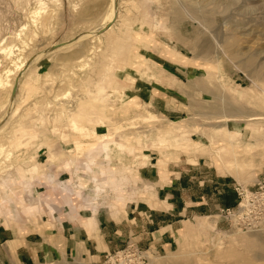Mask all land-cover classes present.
Returning <instances> with one entry per match:
<instances>
[{"label":"rangeland","instance_id":"1","mask_svg":"<svg viewBox=\"0 0 264 264\" xmlns=\"http://www.w3.org/2000/svg\"><path fill=\"white\" fill-rule=\"evenodd\" d=\"M5 40L18 88L12 102L0 86V264H110L130 247L145 264H264V206H220L233 185L264 193V0H0ZM111 171L123 191L165 203L134 231L91 215L112 246L100 256L88 242L19 258L10 230L41 233L58 198L117 196L99 185Z\"/></svg>","mask_w":264,"mask_h":264},{"label":"crops","instance_id":"2","mask_svg":"<svg viewBox=\"0 0 264 264\" xmlns=\"http://www.w3.org/2000/svg\"><path fill=\"white\" fill-rule=\"evenodd\" d=\"M174 57L177 56L173 54L172 51V62L177 63L175 61L176 58ZM173 67L174 65H172V70H174ZM109 146L110 145H106V148ZM117 147L120 148L121 151L124 150L123 145H117ZM61 168L65 172L71 173L70 171L72 167L70 163L65 162ZM174 173L176 175L178 174V172ZM122 175V171H119L117 175L113 171L108 173L105 172L104 180L99 183L103 189L107 190L108 188H113L117 196H112V193L108 192L103 198L99 196L96 197V199H92L85 198V196L82 195L80 197H68L69 199L67 201L59 200L58 198V201L55 203L51 202L49 204L46 202L44 206L48 219L47 221H41V233L28 232L23 239H20L16 236L14 230H10L7 243H11V247L17 249V254L21 260L34 259V256L37 258H45L49 257L50 254L54 256L68 255L70 250H78L79 248H82V246H86L88 242H91L93 249L97 250L98 256H100L107 250L111 249L112 246L109 241L106 240L105 233H102L97 228L96 231L99 233L97 234L93 232V230H95L94 224L93 222H88V219L92 218L91 215H99V225L112 224L115 216L121 217V221L127 223L129 230L134 231L133 223H135V221L140 223L138 215L149 212L148 207L151 208L152 206V209H155L156 206V209H159V206L162 203H165L161 198H158L154 199L152 204H149V198L139 196L138 191L136 194L134 192L127 193L123 191L117 184L118 178ZM175 178H177V176H175ZM80 180L81 178H79V181ZM41 183H44L45 186L48 187L44 178L41 180ZM86 184L87 183L80 182L79 189H83ZM160 187L161 185L159 186V189ZM48 188L50 189L49 192L56 193L57 197L60 196L58 186H49ZM175 189L179 190L180 188ZM230 194L231 197L228 202L226 204L221 203V207L229 209L236 206L239 198L236 185L232 186ZM115 202H117V205L114 204ZM55 210L56 213H54ZM55 214L56 217L54 216ZM84 217H86L87 221H84ZM153 217H155V214H153ZM114 223L117 222L115 221ZM8 229L11 228H6V230ZM117 230L118 229H116V231ZM119 232L122 231H117V233ZM91 233H93V235H98L100 241H93L95 237L90 236ZM3 248H5V245Z\"/></svg>","mask_w":264,"mask_h":264},{"label":"built area","instance_id":"3","mask_svg":"<svg viewBox=\"0 0 264 264\" xmlns=\"http://www.w3.org/2000/svg\"><path fill=\"white\" fill-rule=\"evenodd\" d=\"M237 192L240 199L237 207L239 217L248 216L249 214H251V209L249 207L264 206V193L255 194L243 189H238ZM231 210L232 209H227L226 211L230 212ZM234 211L235 210H233V212ZM259 220V224L264 225V216H262V218ZM109 262L110 264H122L123 262H128V264H145V258L138 248L130 247L125 251L117 252L110 258Z\"/></svg>","mask_w":264,"mask_h":264},{"label":"bare ground","instance_id":"4","mask_svg":"<svg viewBox=\"0 0 264 264\" xmlns=\"http://www.w3.org/2000/svg\"><path fill=\"white\" fill-rule=\"evenodd\" d=\"M37 1V0H36ZM41 6H43V3L41 2ZM40 7V6H39ZM40 9H42V8H40ZM43 10H41V12H42ZM117 11H118V9H116L115 7H114V18H113V20L112 21H110L109 23H108V25H106L104 28H102V29H100L99 31H97L96 33H94V35H101L102 33H104L105 31H107L109 28H111V26L114 24V22H115V20H116V16H117ZM37 13H38V11H37ZM36 13V14H37ZM35 14V15H36ZM39 14H42V13H40V11H39ZM37 16V15H36ZM39 19H37V21H38ZM36 22V21H35ZM41 23V22H40ZM40 25V24H39ZM107 26H109V28H107L106 30H105V28L107 27ZM103 30H105L104 32H102ZM102 32V33H101ZM85 36H88V35H85ZM85 36H83V37H85ZM6 41V40H5ZM8 41H9V39H8ZM12 42V41H11ZM10 42V43H11ZM23 42V41H22ZM2 43V42H1ZM8 44L9 42H5V44ZM10 43H9V46H10ZM14 43V42H13ZM3 44V43H2ZM25 46V45H24ZM23 48V47H22ZM0 50H1V52L2 53H5V57L4 58H6L7 57V59L9 60V63H12V64H15L16 65V62H15V60H16V58L14 59L13 57V51H12V43H11V47H8V46H4V47H1L0 48ZM0 52V53H1ZM17 57V56H16ZM7 65V64H6ZM5 65V63H2V61H1V63H0V86H8V88H9V91L11 90V92L15 89V86H16V80H18V79H16L17 78V76H18V74L16 75V74H14V75H16V77H15V79L13 80V81H9V80H11V79H9V76H11V74H12V72H11V70L10 69H8V67ZM22 65V64H21ZM17 69L18 70H21V67L20 66H18L17 67ZM20 75V74H19ZM9 79V80H8ZM2 87V88H3ZM14 98L15 97H12V102L14 101ZM6 130V127L3 125V126H1L0 127V136L3 134V132ZM1 144V143H0ZM3 146V145H2ZM2 146L0 145V152L2 151V149L4 148H2Z\"/></svg>","mask_w":264,"mask_h":264},{"label":"water","instance_id":"5","mask_svg":"<svg viewBox=\"0 0 264 264\" xmlns=\"http://www.w3.org/2000/svg\"><path fill=\"white\" fill-rule=\"evenodd\" d=\"M115 8L117 9V3L115 4ZM107 28H109V26H107V27L105 28V30H106ZM105 30H103L102 32H104ZM102 32H101V33H102ZM17 88H18V84H16V86H15V89H14V91H13V93H12V97H15V96H16Z\"/></svg>","mask_w":264,"mask_h":264}]
</instances>
